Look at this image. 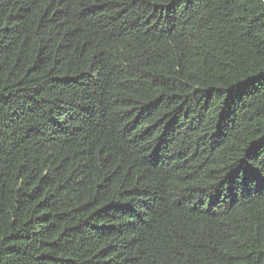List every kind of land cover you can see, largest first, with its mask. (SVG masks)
<instances>
[{
  "label": "trees",
  "instance_id": "obj_1",
  "mask_svg": "<svg viewBox=\"0 0 264 264\" xmlns=\"http://www.w3.org/2000/svg\"><path fill=\"white\" fill-rule=\"evenodd\" d=\"M0 264H264V0H0Z\"/></svg>",
  "mask_w": 264,
  "mask_h": 264
}]
</instances>
